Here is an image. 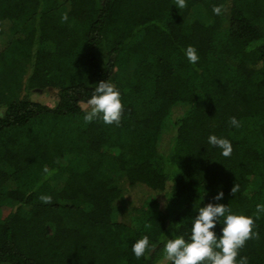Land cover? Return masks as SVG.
Returning a JSON list of instances; mask_svg holds the SVG:
<instances>
[{"label": "trees", "instance_id": "1", "mask_svg": "<svg viewBox=\"0 0 264 264\" xmlns=\"http://www.w3.org/2000/svg\"><path fill=\"white\" fill-rule=\"evenodd\" d=\"M174 4L0 0V205H10L0 264H169L170 226L188 239L195 205L255 218L264 204V0ZM22 55L27 72L10 73ZM102 80L121 93L118 124L84 120ZM45 88L58 92L54 108L29 97ZM211 134L231 142L230 156L208 144ZM253 230L239 255L264 264V214ZM145 235L154 247L137 258L131 246Z\"/></svg>", "mask_w": 264, "mask_h": 264}, {"label": "clouds", "instance_id": "2", "mask_svg": "<svg viewBox=\"0 0 264 264\" xmlns=\"http://www.w3.org/2000/svg\"><path fill=\"white\" fill-rule=\"evenodd\" d=\"M176 7H186V0H175ZM212 11L219 15L222 7L216 5ZM67 19V16L64 17ZM184 54L189 63L196 64L199 60L197 49L194 46H187ZM93 94L83 106L85 111L84 120L91 122L100 118L105 124L119 123L122 117L123 104L121 93L115 85L108 80H102L95 84ZM230 123L239 127V121L232 117ZM208 144L221 150V155L227 157L232 153V144L227 138L211 134L207 140ZM44 173L51 175L47 167ZM177 175V174H176ZM236 193L237 186L231 190ZM163 193V192H162ZM224 192L219 191L214 199L220 201ZM40 199L49 203L52 197L42 195ZM197 215L192 218L191 233L188 239L182 235H176L179 223L173 224L172 236L163 245L164 257L169 264H248L246 256H240L239 250L244 247L247 240L256 235L254 232V219L264 214V204L256 205L255 218L250 215L234 214L227 205L223 203L209 202L204 206L197 207ZM222 225L220 234L216 232V225ZM154 247L148 236L136 240L131 250L137 258L146 255ZM239 256V259L237 257Z\"/></svg>", "mask_w": 264, "mask_h": 264}, {"label": "rangeland", "instance_id": "3", "mask_svg": "<svg viewBox=\"0 0 264 264\" xmlns=\"http://www.w3.org/2000/svg\"><path fill=\"white\" fill-rule=\"evenodd\" d=\"M259 27L261 28V30L264 31V22H261L259 24ZM16 48H14L15 50ZM13 61V59H12ZM29 59L28 56H24L22 55L21 58H17L16 61L14 62L16 67H13L12 70H10V73H19L18 71H22V66L25 68H23L22 72H27L28 70V65H29ZM11 69V68H9ZM26 74V73H25ZM29 97L31 99L34 100H39L42 101L44 103H46L48 106H50L51 108H54L57 104L58 101V92L56 89L53 88H45L42 90H34L28 93ZM46 120H51V118H48ZM109 166H107L106 170L108 172L113 171V169L111 168V165L108 164ZM10 210V205L7 204H2L0 205V215L4 216L8 213V211Z\"/></svg>", "mask_w": 264, "mask_h": 264}]
</instances>
